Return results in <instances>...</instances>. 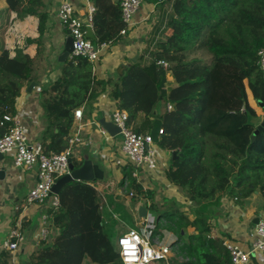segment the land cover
<instances>
[{
    "label": "trees",
    "instance_id": "obj_1",
    "mask_svg": "<svg viewBox=\"0 0 264 264\" xmlns=\"http://www.w3.org/2000/svg\"><path fill=\"white\" fill-rule=\"evenodd\" d=\"M91 2L94 43L112 42L124 26L118 0ZM144 3L155 6L156 23L143 53L124 65L122 73L97 80L92 62L68 57L61 63L59 78L40 91L47 118L44 135L50 138L41 151L68 148L73 111L84 100L94 99L97 87L107 91L139 133L153 129L158 117L151 113L163 97L171 108L158 118L156 133L149 134L168 153L165 178L190 201L189 211L174 198L156 201L154 191L143 189L132 177L131 164L123 168L120 185L132 193L133 206L142 203L156 213L146 229L149 237L163 233L173 238L169 264H231L224 239L210 235L221 198L240 206L255 198L256 212L264 210V127L252 140L264 120V108L257 103L264 104V75L258 62V51L264 49V0ZM45 8L44 0H0V120L4 113L16 112L21 89L35 80L34 59L24 49L36 43L39 52L48 20ZM12 13L38 18V36L27 37L14 55L5 45ZM157 60L166 61L167 70ZM8 126L0 125V137ZM57 198L58 206L49 211L57 233L40 242L29 255L30 264H82L86 257L96 264H118L114 233L127 232L124 223L134 225L122 202L111 203L105 219L104 197L85 181L66 183Z\"/></svg>",
    "mask_w": 264,
    "mask_h": 264
},
{
    "label": "crops",
    "instance_id": "obj_2",
    "mask_svg": "<svg viewBox=\"0 0 264 264\" xmlns=\"http://www.w3.org/2000/svg\"><path fill=\"white\" fill-rule=\"evenodd\" d=\"M69 1L74 5L75 13L80 17H84L88 5H92L91 0ZM44 2L48 20L42 37V45L39 46V52H37L36 43L29 44L24 49V52L34 59L33 76L35 80L32 81L37 84L30 93L26 91L29 84H24L20 96L15 101V110L21 119L29 143L40 151L42 146L50 142V138L44 135L47 118L40 104V91L52 85L61 75L62 62L58 60V57L63 52L64 40L67 35L56 15L61 0H44ZM157 16L158 11L154 5L144 3L143 8L139 7L133 16V26L127 29L125 34H119L101 49L98 59L92 62L95 79L105 80L116 72L122 73L124 65H129L130 61L143 53L148 45L147 40L151 35ZM37 25L38 18L36 16L29 15L18 18L15 13L11 14V23L5 33V45L11 55L15 54L17 47L24 45L27 37L36 38L38 36ZM20 36L24 37L23 41ZM171 79L172 77L167 74L166 80L169 82ZM97 90L98 94L94 99L84 100L75 108L82 110L81 118L76 119L73 115L74 120L68 136L72 137L79 131L81 140L71 148V160L78 166L83 158H87L98 166L101 178H94L88 183H91L105 199L106 207L103 210L105 219L109 216L110 204L122 202L124 210L131 215V220L137 221L136 223L140 225L142 223L138 209L143 205L138 203L133 206L127 189L120 185V181L124 177L123 168L126 166L123 159L125 157H121L120 154L121 138L116 140V135H106V131L99 124L101 118L111 121L110 114L117 107L115 101L107 95V91L102 90L101 87H97ZM154 143L159 160L157 170L135 169L132 166L130 168L132 177L143 189H152L154 199L158 202H161L163 197H168L187 204L180 189L165 178L168 153L159 148L155 141ZM0 168L4 169V175L0 178V264H30L29 255L42 241L40 231L46 224L43 223L44 215L49 216L47 223L50 228H55L54 234L57 233V228L51 220L53 216L49 213L52 209L51 199L40 204L27 202L29 190L38 180V170L36 167L30 169L16 167L13 163V153L2 155ZM258 206L255 198L247 200L240 206L233 200L222 197L217 214L211 219V237H222L224 242L229 241L239 245L243 250H248L249 232L254 226L253 219L257 216L264 217L263 209L256 212ZM15 225L20 226L22 240L18 249L11 251L4 247V241L7 239L9 229ZM142 227L140 228L144 229V225ZM140 228L139 230H141ZM54 234H51L48 239ZM155 239L158 240L159 237L156 236ZM170 256H172V251ZM164 262L169 264L168 259ZM82 264L96 263L86 257ZM118 264L121 262L119 261ZM249 264H264V254L252 252Z\"/></svg>",
    "mask_w": 264,
    "mask_h": 264
},
{
    "label": "built area",
    "instance_id": "obj_3",
    "mask_svg": "<svg viewBox=\"0 0 264 264\" xmlns=\"http://www.w3.org/2000/svg\"><path fill=\"white\" fill-rule=\"evenodd\" d=\"M163 1V0H158ZM121 11V22L124 25L120 34H125L127 29L134 24L133 16L142 4V0H118ZM75 7L69 0H61L56 15L60 25L69 30L72 38V51L69 58H85L90 62L98 59L100 50L106 47L109 42L95 44L86 35V29H93V15L95 7L88 5L84 17L75 13ZM259 66L264 75V49L258 51ZM157 65L167 70L168 64L164 60H157ZM171 108L170 104L166 105ZM82 110L74 109L73 115L76 119L81 118ZM110 120L120 129L121 144L120 151L127 161L135 168H145L155 171L158 168L159 160L157 150L152 136L149 133H139L128 124V115L119 108H114L110 114ZM0 125L8 126V130L0 137V154L13 153V163L16 167L30 169L36 167L38 180L27 194L28 203H44L51 199V207L58 206L57 195L52 192V186L61 176L69 173L68 158L71 155V148L80 142V133H75L68 138V148L59 153H44L34 148L24 131L23 124L18 113H4ZM159 133L162 130L159 129ZM136 176V173H134ZM132 195V193H130ZM49 216H43V223L40 231L41 240L45 241L55 228H50L47 221ZM144 229L140 232L136 228H129L127 232L117 238L119 257L121 264H150L155 261H167L171 249L166 244H160L159 240L151 239L145 233L146 229L154 222L148 215L141 217ZM22 240L20 226L11 227L4 241V247L8 250H16ZM249 249L243 250L239 245L225 241L224 245L229 252L231 264H249L250 254L259 252L264 254V217H260L249 232ZM127 242V243H125Z\"/></svg>",
    "mask_w": 264,
    "mask_h": 264
},
{
    "label": "water",
    "instance_id": "obj_4",
    "mask_svg": "<svg viewBox=\"0 0 264 264\" xmlns=\"http://www.w3.org/2000/svg\"><path fill=\"white\" fill-rule=\"evenodd\" d=\"M69 33L70 31L66 30L67 35L64 40L63 52L58 57V60L61 62L65 61L69 57V54L72 51V38L69 35ZM86 35L93 41L96 40V37L90 28L86 29ZM36 84L37 83L35 81H31L29 85L27 86L26 91L30 93L32 89L36 86ZM257 103L261 108H264L263 103H261L260 101H257ZM165 108H166L165 100L163 97H160L153 107V110L151 113L152 116L160 118L163 115ZM262 118H264V113L262 115ZM99 124L106 131V135L108 136H115L120 133V129L115 124H113L111 121H105L104 118H101L99 120ZM263 127H264V120L261 122L260 125L257 126L256 130L253 133L252 140H254L255 134L258 131L262 130ZM172 157L173 158L176 157L175 152L172 153ZM1 158H2V155L0 154V160ZM71 158H72V154L69 155V158H68V166L70 169L69 173L58 178L52 186V192L56 195L58 194L61 187L68 182H71V181L88 182L90 180H93L94 178H101V173H100V170L98 169V166L93 164L90 160H88L87 158H83L79 162L80 164L76 166V164L72 162ZM3 175H4V169L0 168V178H2ZM138 215L139 217H146L148 215L147 208L145 206H140L138 209ZM258 220H259V216L253 219V223L256 224Z\"/></svg>",
    "mask_w": 264,
    "mask_h": 264
},
{
    "label": "rangeland",
    "instance_id": "obj_5",
    "mask_svg": "<svg viewBox=\"0 0 264 264\" xmlns=\"http://www.w3.org/2000/svg\"><path fill=\"white\" fill-rule=\"evenodd\" d=\"M140 8H143V4H141V6H140ZM151 21V20H150ZM30 28V27H29ZM29 28H28V30H29ZM28 33H29V31H27ZM24 37L23 36H20V39L23 41L24 39H23ZM167 75V74H166ZM153 122H154V127H153V129L151 130V131H149L150 133H152V134H154V133H156V128H157V125L159 124V120H158V118H155V119H153ZM149 132H147V133H149ZM115 138H116V140H119L120 138H121V136H120V134H118V135H116L115 136ZM155 144V143H154ZM120 147V146H119ZM121 154V157H125L122 153H120ZM124 159V163H125V165L126 164H130L128 161H127V159L126 158H123ZM183 194V193H182ZM130 196V195H129ZM184 196V195H183ZM187 202V204H184V210H185V212L186 213H188V211H189V205H190V201H186ZM149 217H150V219H152V221H155V219H156V213H154V212H149ZM133 222V224L134 225H132V224H130V223H124V225H123V227H125V228H130V227H132V228H136V229H138L139 230V228L140 227H142L143 226V224H137L136 222L137 221H132ZM140 222V221H139ZM143 228V227H142ZM145 228V227H144ZM141 229V228H140ZM124 231H127V229H124ZM145 233L146 234H148L146 231H145ZM118 235H120V233L119 232H115L114 233V239H115V241H117V236ZM156 237V236H155ZM155 237H153V239H155ZM159 243L160 244H166V245H170V243L173 241V238L170 236V235H167V234H159ZM150 264H165V262L164 261H155V262H152V263H150Z\"/></svg>",
    "mask_w": 264,
    "mask_h": 264
},
{
    "label": "snow or ice",
    "instance_id": "obj_6",
    "mask_svg": "<svg viewBox=\"0 0 264 264\" xmlns=\"http://www.w3.org/2000/svg\"><path fill=\"white\" fill-rule=\"evenodd\" d=\"M125 243H127V242H125Z\"/></svg>",
    "mask_w": 264,
    "mask_h": 264
}]
</instances>
